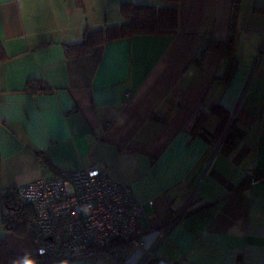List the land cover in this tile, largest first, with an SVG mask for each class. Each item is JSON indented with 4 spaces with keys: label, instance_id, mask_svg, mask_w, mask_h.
<instances>
[{
    "label": "crops",
    "instance_id": "1",
    "mask_svg": "<svg viewBox=\"0 0 264 264\" xmlns=\"http://www.w3.org/2000/svg\"><path fill=\"white\" fill-rule=\"evenodd\" d=\"M123 2L176 8L172 31L66 55L86 33L122 23ZM233 17L237 65L224 84L222 56L196 58L209 39L225 38ZM0 43L2 191L95 167L143 204L140 229L166 231L155 258L264 264V0H0ZM32 80L47 90L28 91ZM215 103L241 131L222 148ZM201 112L204 132L192 133ZM0 237L12 254L33 251L31 234L2 221ZM142 254L66 264H139Z\"/></svg>",
    "mask_w": 264,
    "mask_h": 264
},
{
    "label": "built area",
    "instance_id": "2",
    "mask_svg": "<svg viewBox=\"0 0 264 264\" xmlns=\"http://www.w3.org/2000/svg\"><path fill=\"white\" fill-rule=\"evenodd\" d=\"M223 141H217V148ZM255 181L251 179L250 184ZM2 192L0 189V197ZM15 195L33 207L27 230L32 236V253L40 263L66 264L101 252L123 257L127 250L136 248L143 252L139 264L148 259H154L155 264H172L170 259L154 256L166 231L140 229L143 204L128 185L98 168L38 177L18 184ZM147 203L151 205L152 200Z\"/></svg>",
    "mask_w": 264,
    "mask_h": 264
},
{
    "label": "trees",
    "instance_id": "3",
    "mask_svg": "<svg viewBox=\"0 0 264 264\" xmlns=\"http://www.w3.org/2000/svg\"><path fill=\"white\" fill-rule=\"evenodd\" d=\"M169 1L176 2V0ZM120 14L124 18L122 23L107 27L104 30L86 33L81 43L66 46V55L68 57L80 56L91 46L103 41H111L133 35L172 31L170 16H176V8H156L148 4L123 2L120 5ZM235 33L236 21L233 17L230 20L225 38L209 39L196 58V61L199 62L202 55L206 52H212L222 56L226 60L224 71L220 77L224 84L229 82L237 65V60L234 55ZM5 58L0 43V62L4 61ZM26 89L33 93L47 90L40 82L35 80L29 81ZM209 112L220 118L219 137L222 135L225 128H227L221 148L224 142H233L240 137L241 131L234 128L232 122L228 125L227 118L224 117L222 108L218 104H210ZM206 114L207 113L201 112L196 117L191 126L192 133L200 134V132H204L201 122ZM0 200L2 204L0 212L2 214L1 221L3 226L5 229L17 235H23L33 215V207L30 204L22 203L13 190L3 191ZM34 260H36V257L33 253L28 256H18L10 253L5 239L0 237V264H27Z\"/></svg>",
    "mask_w": 264,
    "mask_h": 264
},
{
    "label": "rangeland",
    "instance_id": "4",
    "mask_svg": "<svg viewBox=\"0 0 264 264\" xmlns=\"http://www.w3.org/2000/svg\"><path fill=\"white\" fill-rule=\"evenodd\" d=\"M1 215H2V214H1V212H0V224H1ZM140 221H141V224H143V225H144V221L142 220V218H141V220H140ZM26 232H27V233H29V231H28V230H26ZM29 234H30V233H29Z\"/></svg>",
    "mask_w": 264,
    "mask_h": 264
},
{
    "label": "water",
    "instance_id": "5",
    "mask_svg": "<svg viewBox=\"0 0 264 264\" xmlns=\"http://www.w3.org/2000/svg\"><path fill=\"white\" fill-rule=\"evenodd\" d=\"M224 136H225V134H223V135H222L221 139H223V140H224Z\"/></svg>",
    "mask_w": 264,
    "mask_h": 264
},
{
    "label": "clouds",
    "instance_id": "6",
    "mask_svg": "<svg viewBox=\"0 0 264 264\" xmlns=\"http://www.w3.org/2000/svg\"><path fill=\"white\" fill-rule=\"evenodd\" d=\"M28 264H31V262H28Z\"/></svg>",
    "mask_w": 264,
    "mask_h": 264
}]
</instances>
